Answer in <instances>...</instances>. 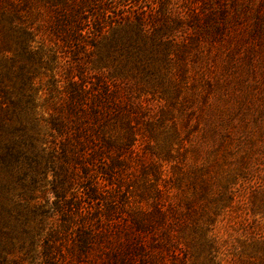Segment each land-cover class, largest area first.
I'll list each match as a JSON object with an SVG mask.
<instances>
[{
  "label": "trees",
  "instance_id": "trees-1",
  "mask_svg": "<svg viewBox=\"0 0 264 264\" xmlns=\"http://www.w3.org/2000/svg\"><path fill=\"white\" fill-rule=\"evenodd\" d=\"M58 4L0 16V264H189L190 248L213 264L203 170L175 162L165 79L171 36L204 39V5ZM95 57L121 79L92 72Z\"/></svg>",
  "mask_w": 264,
  "mask_h": 264
},
{
  "label": "rangeland",
  "instance_id": "rangeland-1",
  "mask_svg": "<svg viewBox=\"0 0 264 264\" xmlns=\"http://www.w3.org/2000/svg\"><path fill=\"white\" fill-rule=\"evenodd\" d=\"M105 1L113 8L115 0ZM58 2L0 0V16L13 9L24 16ZM203 5L204 39L174 33L165 66L177 96L170 106L179 123L175 162L203 170L213 264H264V0H128L127 7L183 13ZM99 57L89 69L121 79L110 61ZM135 89L153 105L166 101L164 87L137 79ZM184 100L186 112L193 113L186 127L177 113ZM137 198L134 193L131 201ZM189 250V264H210L207 251Z\"/></svg>",
  "mask_w": 264,
  "mask_h": 264
}]
</instances>
